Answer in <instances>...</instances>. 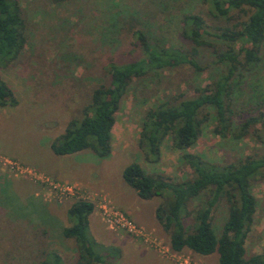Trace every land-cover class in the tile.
Returning <instances> with one entry per match:
<instances>
[{
    "label": "rangeland",
    "instance_id": "374dc122",
    "mask_svg": "<svg viewBox=\"0 0 264 264\" xmlns=\"http://www.w3.org/2000/svg\"><path fill=\"white\" fill-rule=\"evenodd\" d=\"M17 1L26 21V44L17 60L0 67V79L18 101L15 107H0V264H39L47 252L59 254L63 264H73L76 246L62 231L73 224L67 211L77 200L94 204L87 235L106 264H218L216 253L172 251L169 234L155 217L164 199L142 200L122 179L123 170L137 163L147 175L189 180L193 171L181 161L184 153L220 165L264 150L250 137L234 142L215 135L212 120L201 124L197 141L185 151L175 150L169 135L160 144L157 160L139 148L141 121L148 109L164 101L193 98L197 89L221 72L209 47L197 58L202 72L184 65L131 82L115 113L109 156L101 158L90 150L56 156L50 145L70 120L81 118L92 91L108 83L107 64L142 57L135 45L137 30L151 44L186 50L191 42L182 35L185 15L202 16L210 30L220 22L208 14L202 0ZM207 39L216 44L214 38ZM234 98L237 107L264 100V44L260 63L236 88ZM252 193L257 210L245 245L246 258L264 254V174L253 182ZM99 202L141 226L142 233L161 248L125 230L109 229L100 217ZM226 217L227 206L221 203L211 217L216 236ZM11 246L13 260L2 259ZM23 256L27 260H21Z\"/></svg>",
    "mask_w": 264,
    "mask_h": 264
},
{
    "label": "trees",
    "instance_id": "16d2710c",
    "mask_svg": "<svg viewBox=\"0 0 264 264\" xmlns=\"http://www.w3.org/2000/svg\"><path fill=\"white\" fill-rule=\"evenodd\" d=\"M202 1L208 14L220 25L210 30L202 16L185 15L182 35L191 42L186 50L151 44L145 34L137 30L135 45L142 57L133 62L107 64L108 83L92 91L81 118L70 120L64 133L51 143L53 154L64 156L90 150L101 158L109 156L115 113L131 82L152 72L184 65L202 72L197 58L205 47L212 50L215 65L223 69L209 85L197 89L193 98L164 101L148 109L141 121L139 148L147 149L157 160L160 144L169 135L173 148L185 151L197 141L201 124L212 120L215 135L234 142L250 137L264 149V100L237 107L234 98L236 88L261 61L264 0ZM233 14L237 17L233 18ZM207 37L214 38L218 45ZM26 40V21L20 3L0 0V67L18 59ZM236 43L240 44L239 49L235 48ZM17 104L13 92L0 79V107ZM181 161L192 169V179L173 181L163 174L147 175L137 163L128 165L122 172L124 183L140 199H164L156 208L155 217L169 234L171 250L180 253L187 249L201 256L216 253L218 264H264V254L245 257L246 241L257 210L252 185L264 174V150L220 165L205 162L201 156L190 153H184ZM200 196L202 200L198 199ZM193 202L196 205L190 211ZM221 203L227 206V217L220 235L216 236L211 217ZM93 212L94 204L88 200H77L68 208L73 224L65 227L62 234L75 243L77 259L73 264H106L88 239L89 217ZM188 218L191 224L186 223ZM11 240L8 239L10 245ZM12 249L13 246L9 252L2 253V259L13 260ZM42 256L39 264H63L61 256L55 252ZM21 260H27V256Z\"/></svg>",
    "mask_w": 264,
    "mask_h": 264
},
{
    "label": "built area",
    "instance_id": "2783aa9c",
    "mask_svg": "<svg viewBox=\"0 0 264 264\" xmlns=\"http://www.w3.org/2000/svg\"><path fill=\"white\" fill-rule=\"evenodd\" d=\"M67 190L69 192V190H72V189L68 188ZM98 209H99V214H100L102 221L104 222V224H106V226L109 229L125 230L128 233H131L132 235H134V237H137L143 240L144 243L152 245L155 249L161 248V245L157 243L155 240H152L149 234H147L148 235L147 236L146 234L142 233L143 231L142 227L137 226L133 224L132 222H130L122 213L114 210L113 208L109 209V205L102 206L100 202H99Z\"/></svg>",
    "mask_w": 264,
    "mask_h": 264
},
{
    "label": "crops",
    "instance_id": "0c3cea01",
    "mask_svg": "<svg viewBox=\"0 0 264 264\" xmlns=\"http://www.w3.org/2000/svg\"><path fill=\"white\" fill-rule=\"evenodd\" d=\"M112 147V146H111ZM138 226V225H137ZM141 227V226H140ZM171 249V248H170Z\"/></svg>",
    "mask_w": 264,
    "mask_h": 264
}]
</instances>
